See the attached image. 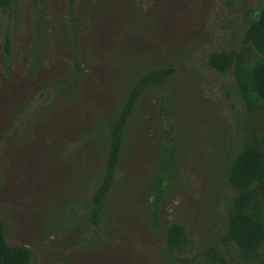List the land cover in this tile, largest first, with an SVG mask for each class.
<instances>
[{
  "label": "rangeland",
  "instance_id": "obj_1",
  "mask_svg": "<svg viewBox=\"0 0 264 264\" xmlns=\"http://www.w3.org/2000/svg\"><path fill=\"white\" fill-rule=\"evenodd\" d=\"M262 2L75 0L77 56L68 0H17L0 11V220L7 242L31 248L33 264H161L162 227L177 222L196 250L175 264H196L198 251L225 230L231 190L223 164L239 146L237 118L246 120L232 76L209 69L206 57L238 47L244 12ZM161 63L173 73L135 108L94 225L85 213L107 157L105 117L133 76ZM72 72L73 89H58ZM248 119L262 125L264 113ZM165 145L175 161L154 219L151 181ZM257 257L263 262H244L234 248L225 264H264V242Z\"/></svg>",
  "mask_w": 264,
  "mask_h": 264
},
{
  "label": "trees",
  "instance_id": "obj_2",
  "mask_svg": "<svg viewBox=\"0 0 264 264\" xmlns=\"http://www.w3.org/2000/svg\"><path fill=\"white\" fill-rule=\"evenodd\" d=\"M17 0H0V11L13 7ZM68 0L71 20L72 43L75 55L80 54L75 33L78 24L74 22L73 3ZM96 12H93V15ZM242 35L238 39V47L228 50H213L207 54L206 66L220 76L230 74L233 78V90L245 111L246 120L237 118L240 128V142L235 154L227 156L223 164L225 184L231 190L226 201V227L217 243H210L198 251L196 264H225L226 254L235 248L244 262L260 261L257 257L259 248L264 242V124L252 123V116L264 113V0L256 8L249 6L244 12L240 25ZM9 38L4 45L8 51ZM36 59V66H39ZM135 63V62H134ZM173 73V68L161 63L151 67L147 72L139 73L128 85V92L122 101L111 107V115L105 125L107 136V157L100 177L94 181L96 186L92 199L89 201L85 218L97 225L104 213V202L110 188L115 183L114 172L124 155V136L134 116V110L144 92L152 87L166 86ZM69 78L57 82V87L63 90L66 86L73 89L77 81L75 73ZM96 134L101 135L102 125L97 123ZM164 153L155 169L151 181V191L154 201L150 214L157 217L158 204L169 187L170 172L175 161V154L170 147L164 146ZM150 188V187H149ZM83 216V215H82ZM77 223L81 219L75 215ZM78 224V225H79ZM66 231V229L61 228ZM165 247L161 264H175L189 261L195 249L184 225L177 222H167L163 225ZM183 256V257H182ZM36 261L34 251L25 245L9 244L5 236V224L0 220V264H33ZM261 263L263 261H260Z\"/></svg>",
  "mask_w": 264,
  "mask_h": 264
}]
</instances>
